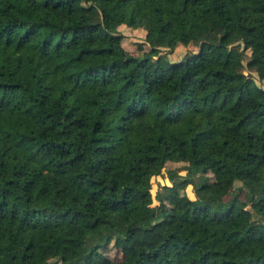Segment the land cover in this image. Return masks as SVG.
<instances>
[{
  "label": "trees",
  "instance_id": "obj_1",
  "mask_svg": "<svg viewBox=\"0 0 264 264\" xmlns=\"http://www.w3.org/2000/svg\"><path fill=\"white\" fill-rule=\"evenodd\" d=\"M244 68L264 78V0H0V219L64 225L18 248L0 225V264H87L164 224L125 264H264L176 224L264 245V88Z\"/></svg>",
  "mask_w": 264,
  "mask_h": 264
},
{
  "label": "rangeland",
  "instance_id": "obj_2",
  "mask_svg": "<svg viewBox=\"0 0 264 264\" xmlns=\"http://www.w3.org/2000/svg\"><path fill=\"white\" fill-rule=\"evenodd\" d=\"M204 30L207 29V24L203 23ZM153 28V27H152ZM147 31L148 35H151L153 29ZM118 32L121 34V38L119 40V46L129 54L132 55H141L143 52L148 50V45L144 41L145 31L141 28H131L124 24H119L117 26ZM99 40V39H96ZM196 46L193 43H188L185 46L177 44L170 51L162 48V52H165V56L168 60L174 61L179 59L185 52L195 51ZM244 72L251 74L254 77L256 84L260 87L264 88V78L259 80L256 78L254 72L249 71L247 68H244ZM174 159V158H172ZM180 162H176L173 160H167L165 162V169H173L180 166ZM181 173V171H180ZM165 175V173H164ZM162 182H165L163 178H161ZM229 197L227 198L228 201ZM180 229L188 233H194L195 231H203L204 233H210L213 241L216 244H220L226 246L228 249V253L233 257H240L241 253L246 249L259 250L264 252L263 244H255V243H238L232 239H226L222 237L217 232V226L211 225L205 221H195V222H187L180 223L176 222ZM0 225H7L13 230L17 232V237L14 241L15 247H20L24 242H28L31 247L35 246V240L39 233L42 232H50L54 236H58L63 229V224H51L46 226H36L31 227L22 223H19L15 219H0ZM171 225L164 224L160 226L154 227L151 231L144 232L135 230L133 237L130 239L131 249L125 252H122L118 249L114 248H99L95 253L90 255V257L86 260L87 264H125L129 260L134 257L133 250L138 247H150L160 239H162L169 231Z\"/></svg>",
  "mask_w": 264,
  "mask_h": 264
}]
</instances>
